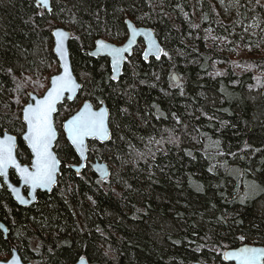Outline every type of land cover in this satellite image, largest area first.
<instances>
[{
  "label": "trees",
  "instance_id": "obj_1",
  "mask_svg": "<svg viewBox=\"0 0 264 264\" xmlns=\"http://www.w3.org/2000/svg\"><path fill=\"white\" fill-rule=\"evenodd\" d=\"M50 1L46 13L33 0H0V134L17 138L20 162H30L21 108L58 73L52 29L71 33L82 84L55 117L61 174L52 193L22 209L0 192L9 231L7 241L0 231V261L15 248L31 264H214L228 246H264V47L253 52L213 0ZM252 3L260 15L264 0ZM125 20L151 29L163 55L144 63L140 41L115 81L107 59L87 51L98 39L122 44ZM86 100L106 104L111 139L88 144L77 176L61 125ZM94 160L108 165L105 181Z\"/></svg>",
  "mask_w": 264,
  "mask_h": 264
},
{
  "label": "water",
  "instance_id": "obj_2",
  "mask_svg": "<svg viewBox=\"0 0 264 264\" xmlns=\"http://www.w3.org/2000/svg\"><path fill=\"white\" fill-rule=\"evenodd\" d=\"M38 7L43 9L46 13L51 12V1L47 0V5L45 6L42 3H39L38 0H33ZM124 28L126 31V39L121 45H114L108 43L102 39H98L94 42L93 48L87 51V54L92 58H103L108 60L109 68L111 71V78L115 81L119 80L122 75V70L125 62L128 58L133 55L134 49L138 46V43L141 41L143 43L144 49L141 55V59L144 63H148L150 59H159L163 55V50L161 45L159 44L158 40L156 39L153 31L146 27H136L130 20L124 21ZM60 32L63 33V37L61 39V46L60 50L57 51V39L58 37L55 33ZM50 38L52 41V54L55 57V60L58 65V73L54 74L49 77V84L47 90L44 92L42 96H37L33 93H28V100L27 103L22 107L20 112L21 123L24 126V133L21 136V142L24 144L25 148L27 149L30 155V162L28 164L20 162L17 155V148H18V141L17 138L7 132H3L0 134V141H4L6 137L11 138L12 144V155L16 161V163L21 168H28L29 171H32V161L34 159L32 149L29 147L28 140L25 139V136L28 133V125L24 120V110L28 107L29 104L35 105L38 100H43L47 92L52 87L51 81L53 78L65 75L66 73L70 76L72 84L74 87H71L69 90L63 91L59 100L55 104V111L51 115V124L52 128L54 129V138L51 140L49 151L55 157L57 161V168L55 171V182L50 185L48 188H36L32 189L28 185L24 183L21 179L20 173L17 171L15 167L9 166L6 169V175H0V192L5 190L6 193L9 195L11 200L14 204L22 209H28L32 206H35L38 203V195L46 194L50 195L54 188L57 186L58 178L61 174V162L55 153V146L59 139V133L55 127V117L58 114L59 107L64 105L65 102L72 103L78 97L80 91L82 90V84L77 80L76 75L73 71V66L71 62V56L69 51V42L71 39V33L63 28H54L50 31ZM100 45H104V47H100ZM118 48V49H127V51L121 52V62L117 70L114 71L112 65V57L109 54V49ZM157 50H159V58H157ZM148 53V55H145ZM171 81L174 84L179 83V78L176 74L171 76ZM88 105L91 112L99 113L101 110L105 113L104 123L107 129L106 136H88L85 137L83 140L82 147H77V145L73 144L71 139L69 138L68 131L65 128V125L68 124L70 120L76 117L85 107ZM61 133L71 147L73 152L75 153L79 163L78 165L70 166V170L74 172L77 176H79L86 168L87 157H88V143L95 142L99 145H106L109 143L111 139L110 129H109V111L105 103H102L98 108H95L89 100H86L82 103L80 108L76 113H74L71 117L66 119L61 126ZM90 169L93 175L101 181H105L110 177V169L108 165L104 162H100L98 160H94L89 163ZM11 174L15 177L16 183L11 180ZM0 231L3 234L4 240L7 241L8 238V228L0 222ZM241 247H250V248H257V249H264V246H249L247 244L240 246L236 250H229L224 252V260L227 263L238 264L235 259L229 258L225 259V254L229 252H236ZM0 264H31L28 262H24L20 257L18 251L15 248L11 249L10 257L6 261H0ZM74 264H89V262L85 258H80ZM194 264H201V263H194ZM264 264V262H262Z\"/></svg>",
  "mask_w": 264,
  "mask_h": 264
},
{
  "label": "snow or ice",
  "instance_id": "obj_3",
  "mask_svg": "<svg viewBox=\"0 0 264 264\" xmlns=\"http://www.w3.org/2000/svg\"><path fill=\"white\" fill-rule=\"evenodd\" d=\"M39 3L47 5V0H38ZM57 51L60 50L63 33L57 32ZM104 47V45H100ZM127 49L112 48L109 54L112 57L114 71L118 69L121 62V52ZM148 55V53H145ZM159 58V50H157ZM52 87L47 92L43 100H38L33 106L31 104L24 110V120L28 125V133L25 139L29 142L34 159L32 161V171L28 168H21L12 155L11 138L6 137L0 141V175H6L9 166L15 167L20 173L21 179L32 189L48 188L55 182V171L57 161L49 151L51 140L54 138V129L51 124V115L55 111V104L65 90L74 87L70 76L66 73L55 77L51 81ZM105 113L91 112L88 105L72 120L65 125L69 138L77 147H82L83 140L88 136H106L107 129L104 123ZM235 259L238 264H262L264 262V249L241 247L236 252L225 254V259Z\"/></svg>",
  "mask_w": 264,
  "mask_h": 264
},
{
  "label": "rangeland",
  "instance_id": "obj_4",
  "mask_svg": "<svg viewBox=\"0 0 264 264\" xmlns=\"http://www.w3.org/2000/svg\"><path fill=\"white\" fill-rule=\"evenodd\" d=\"M213 2L224 20L234 19L237 21V25L244 27L248 37L252 38L254 42L253 52H257L259 47H264V7L260 9V15H257L254 13L252 0H213ZM241 4L244 6V18L241 15Z\"/></svg>",
  "mask_w": 264,
  "mask_h": 264
},
{
  "label": "flooded vegetation",
  "instance_id": "obj_5",
  "mask_svg": "<svg viewBox=\"0 0 264 264\" xmlns=\"http://www.w3.org/2000/svg\"><path fill=\"white\" fill-rule=\"evenodd\" d=\"M247 245L254 246V247H258L259 246V245H254V244H247ZM240 246H238V247H230V246H228L226 249H224V251L221 252L220 256L217 257V259L215 260V263L214 264H232V263L225 262V260H224V252L229 251V250H236Z\"/></svg>",
  "mask_w": 264,
  "mask_h": 264
}]
</instances>
